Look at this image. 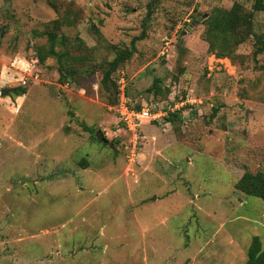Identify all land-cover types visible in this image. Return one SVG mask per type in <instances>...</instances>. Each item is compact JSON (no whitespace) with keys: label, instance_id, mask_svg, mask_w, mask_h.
<instances>
[{"label":"rangeland","instance_id":"obj_1","mask_svg":"<svg viewBox=\"0 0 264 264\" xmlns=\"http://www.w3.org/2000/svg\"><path fill=\"white\" fill-rule=\"evenodd\" d=\"M234 3L251 31L217 57L203 20ZM252 5L0 0V264H244L253 236L264 248L263 202L234 187L264 171V10ZM46 33L60 62L38 55ZM119 78L135 109L195 102L166 125L143 120L131 153Z\"/></svg>","mask_w":264,"mask_h":264},{"label":"trees","instance_id":"obj_2","mask_svg":"<svg viewBox=\"0 0 264 264\" xmlns=\"http://www.w3.org/2000/svg\"><path fill=\"white\" fill-rule=\"evenodd\" d=\"M253 11L264 10V0H253ZM251 17L252 12L245 11L241 4L234 3L233 6L226 9H215L211 14L203 20V24L206 26L205 35L203 39L208 43V52L215 54L217 57L230 56L234 53L235 48L244 42L251 31ZM47 40L49 41L48 49L45 53H39L41 61L46 56H57L58 61H61V54L55 51L56 37L53 33H46ZM144 37V31L136 38L132 39L129 49H122L116 56L108 62L107 68L104 71L102 77V83L105 84L110 75L118 68V66L132 57L135 51V40L142 39ZM264 46L262 45L257 52H262ZM42 51V49H41ZM44 52V50L42 51ZM60 81L62 84L75 83L70 78L75 74L74 69H64L63 65L60 66ZM159 79H155L153 87L159 89ZM76 84V83H75ZM115 84V83H114ZM16 95L20 96L25 94L26 89L24 87H16ZM150 91L152 89H149ZM179 116L177 113H171L167 117V121L172 122ZM85 130L92 133L93 136L97 133V130L91 127L84 126ZM101 135L102 131L98 130ZM107 140H105L106 142ZM234 187L244 193L247 196L258 197L263 202L264 209V171L257 172H244L242 176L236 181ZM244 264H264V248H262L261 241L258 236H253L249 246L247 248V259Z\"/></svg>","mask_w":264,"mask_h":264},{"label":"built area","instance_id":"obj_3","mask_svg":"<svg viewBox=\"0 0 264 264\" xmlns=\"http://www.w3.org/2000/svg\"><path fill=\"white\" fill-rule=\"evenodd\" d=\"M29 64V63H27ZM118 90H119V99L116 106V113L118 116V122L132 135L133 138V149L131 153H134L136 147V141L140 136V125L143 120H148L151 123H157L159 125L168 124L167 117L171 113H180V110L187 104H193L195 100L188 97L186 94L184 98L181 96L178 97L173 103L165 105L163 108L152 107V110L148 107H143L141 109H135L129 103V100L126 96L124 79L119 78L117 81ZM18 111V109H15Z\"/></svg>","mask_w":264,"mask_h":264},{"label":"water","instance_id":"obj_4","mask_svg":"<svg viewBox=\"0 0 264 264\" xmlns=\"http://www.w3.org/2000/svg\"><path fill=\"white\" fill-rule=\"evenodd\" d=\"M2 93H6L5 89H2Z\"/></svg>","mask_w":264,"mask_h":264}]
</instances>
